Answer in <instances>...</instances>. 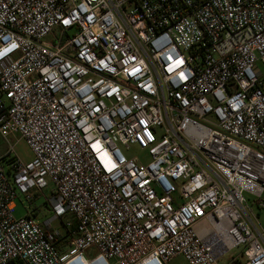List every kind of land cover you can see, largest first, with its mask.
Returning <instances> with one entry per match:
<instances>
[{"label":"built area","instance_id":"obj_1","mask_svg":"<svg viewBox=\"0 0 264 264\" xmlns=\"http://www.w3.org/2000/svg\"><path fill=\"white\" fill-rule=\"evenodd\" d=\"M258 63L264 0H0V264H264Z\"/></svg>","mask_w":264,"mask_h":264},{"label":"rangeland","instance_id":"obj_2","mask_svg":"<svg viewBox=\"0 0 264 264\" xmlns=\"http://www.w3.org/2000/svg\"><path fill=\"white\" fill-rule=\"evenodd\" d=\"M256 70L264 76V67L258 63ZM9 143L12 145V153L10 156H16L20 161L27 162L31 158V153L29 148L27 147L24 140L20 139L18 136H11L9 137ZM123 154L127 158L137 157L143 163L148 162V156L146 152L140 151L136 146H130L129 150H124L123 147L119 146ZM7 144L4 140L0 137V157L6 155L7 153ZM2 162V161H1ZM248 207L253 215L257 217L258 223L264 228V210L259 209L254 202L253 197H251L248 193L244 192L243 194ZM51 197V194L48 190H45L41 195H34V200L32 202H27L22 194L18 193L17 198L14 200V217L22 218L26 216L27 212L33 210L34 213L32 217L37 220L38 222L42 223L44 220L49 219L53 216V210L49 202L47 200ZM65 220H71L69 215L64 217ZM52 226L59 230H62V225L59 221H55ZM239 250H235L231 253L237 254ZM87 256L94 257L96 255V251L91 249L86 252ZM230 259V253H227L223 256L222 259L217 261V264H227L228 260ZM170 264H187L182 257H176Z\"/></svg>","mask_w":264,"mask_h":264},{"label":"trees","instance_id":"obj_3","mask_svg":"<svg viewBox=\"0 0 264 264\" xmlns=\"http://www.w3.org/2000/svg\"><path fill=\"white\" fill-rule=\"evenodd\" d=\"M3 159V158H2Z\"/></svg>","mask_w":264,"mask_h":264}]
</instances>
